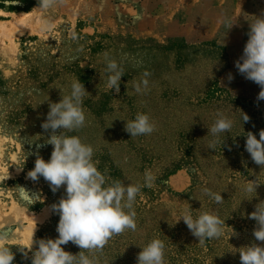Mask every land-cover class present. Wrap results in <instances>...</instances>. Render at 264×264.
Returning <instances> with one entry per match:
<instances>
[{"label":"rangeland","instance_id":"rangeland-1","mask_svg":"<svg viewBox=\"0 0 264 264\" xmlns=\"http://www.w3.org/2000/svg\"><path fill=\"white\" fill-rule=\"evenodd\" d=\"M0 4V21L9 33L0 30L1 212L16 203L35 217L43 214L35 220L33 240L57 238L59 216L50 206L64 188L53 193L43 177L33 181L28 172L36 153L47 161L52 152L43 143L45 101L59 102L60 89L69 93L79 79L90 94L83 100L86 123L66 135L92 145L98 170H107L111 180L144 185L146 172L155 177L136 197V231L114 236L97 254L100 264H137V254L154 238L166 245L165 264H240L239 252L232 251L256 242V222L248 215L264 201V170L245 150L246 133L259 139L264 129V100L235 62L248 40L247 15L264 14V0H65L44 10L45 30L21 31L23 12L38 0ZM227 21L236 23L222 47ZM108 59L123 70L119 93L107 86ZM144 79L148 88L137 93L134 86ZM240 111L250 117L243 126ZM138 113L155 123L152 134L131 137L125 131ZM218 113L233 127L214 138L208 128ZM213 139L215 151L208 147ZM255 179L261 184L249 200L255 193L244 188ZM204 189L221 193L224 202L216 204ZM187 210L193 217L217 213L226 223L224 235L200 245L183 220L177 222ZM17 227L15 220L0 218V229L12 233ZM232 228L237 235L230 237ZM6 243L15 253L13 264H31L18 250L30 243ZM62 247L81 251L71 242Z\"/></svg>","mask_w":264,"mask_h":264},{"label":"clouds","instance_id":"clouds-1","mask_svg":"<svg viewBox=\"0 0 264 264\" xmlns=\"http://www.w3.org/2000/svg\"><path fill=\"white\" fill-rule=\"evenodd\" d=\"M2 2L10 6L18 0ZM64 2L65 0H38L37 8L47 10ZM247 16L251 17L250 20L245 18L249 22L248 40L243 55L235 62V67L245 79L260 87L257 99L264 100V14ZM234 23L236 22H225L226 31L221 36L222 47L225 46L227 30L231 29ZM41 27L45 30L48 25L45 22ZM107 70L110 73L108 88L119 93L123 70L111 59L107 60ZM144 75L147 76L148 73L145 72ZM231 79L232 76L229 75V80ZM148 84L147 79L142 80L134 86L135 91H145ZM70 87L71 90L67 94H63L60 89L59 102H51L49 99L45 101L48 102L49 111L41 124L47 133L43 136V143L51 145L52 152L47 161L36 153L34 168L28 172V177L33 181L43 177L53 193L62 187L65 193L58 202L50 206L51 212L59 216L56 226L57 238L34 241L32 237L27 246L18 245L23 258L30 259L31 264H100L97 254L103 253L105 246L114 236L121 235L126 230L136 231V197L142 187L151 188L155 181L151 172L145 173L144 185H125L120 180H111L106 175L107 170L105 173L98 170V161L93 160V146L84 143L77 135H66V132H76L85 126L83 100L86 95H90L79 79L74 80ZM240 112L243 126L249 122L250 117L243 111ZM217 116L213 125L208 128V134L214 138H218L221 133H229L233 127V121L223 113H218ZM57 130H60L59 134ZM155 130V123L143 113H138L134 120L125 124V131L131 137L150 135ZM217 143L218 140L213 139L208 144L209 149L215 151ZM245 150L250 154L252 161L264 170V129L259 131V139L252 132L246 133ZM260 184L257 179L247 181L244 191L255 193L249 200L256 197ZM204 193L216 204L224 202L219 192L204 189ZM248 218L256 222L252 232L256 242L239 249L234 248L235 251L232 252H239L240 264H264V201L255 205V210ZM181 219L200 245H204L208 240L220 239L224 235L225 220L215 212H202L193 217L191 211L187 210L177 222ZM235 235L237 233L232 228L230 237ZM11 238L10 231L0 229V264H13L15 260V253L6 243ZM69 242L81 251L77 254L65 251L62 246ZM34 244L37 245L35 250ZM165 248L164 241L159 238L152 239L137 254V264H165Z\"/></svg>","mask_w":264,"mask_h":264},{"label":"bare ground","instance_id":"bare-ground-1","mask_svg":"<svg viewBox=\"0 0 264 264\" xmlns=\"http://www.w3.org/2000/svg\"><path fill=\"white\" fill-rule=\"evenodd\" d=\"M37 7L38 5H35L30 12H23L24 17L18 23V29L20 31L27 27L32 29L35 27L37 30L41 28L40 20H42L41 18L44 10L38 9ZM6 29L7 27L5 26L4 22L0 21L1 32L4 34L7 33ZM7 35H9V33H7ZM43 217V214L35 217L32 212L28 213L22 210L21 207L16 203L12 204V207L10 208V211L8 213H2L0 210L1 222L6 223L10 220H15L18 223V227L14 229L13 233L11 234L12 238L10 239V241L31 243L35 228V220H41ZM23 219H26L28 221L27 224L24 225L21 223Z\"/></svg>","mask_w":264,"mask_h":264},{"label":"crops","instance_id":"crops-1","mask_svg":"<svg viewBox=\"0 0 264 264\" xmlns=\"http://www.w3.org/2000/svg\"><path fill=\"white\" fill-rule=\"evenodd\" d=\"M12 233H13V231H12ZM12 233H11V234H12ZM9 241H10V240H9Z\"/></svg>","mask_w":264,"mask_h":264},{"label":"trees","instance_id":"trees-1","mask_svg":"<svg viewBox=\"0 0 264 264\" xmlns=\"http://www.w3.org/2000/svg\"><path fill=\"white\" fill-rule=\"evenodd\" d=\"M0 6H2V5L0 4Z\"/></svg>","mask_w":264,"mask_h":264}]
</instances>
